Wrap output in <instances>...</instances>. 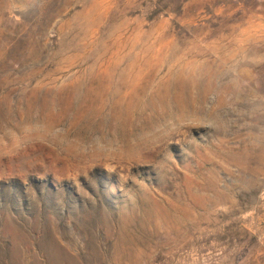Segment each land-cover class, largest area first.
Segmentation results:
<instances>
[{"label": "rangeland", "instance_id": "374dc122", "mask_svg": "<svg viewBox=\"0 0 264 264\" xmlns=\"http://www.w3.org/2000/svg\"><path fill=\"white\" fill-rule=\"evenodd\" d=\"M0 264H264V0H0Z\"/></svg>", "mask_w": 264, "mask_h": 264}]
</instances>
